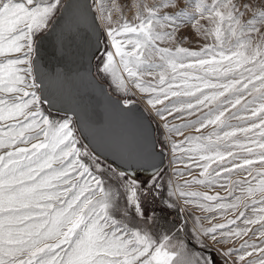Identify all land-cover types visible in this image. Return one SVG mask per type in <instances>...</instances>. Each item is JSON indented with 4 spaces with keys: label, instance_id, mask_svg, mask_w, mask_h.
<instances>
[{
    "label": "snow or ice",
    "instance_id": "1",
    "mask_svg": "<svg viewBox=\"0 0 264 264\" xmlns=\"http://www.w3.org/2000/svg\"><path fill=\"white\" fill-rule=\"evenodd\" d=\"M135 8L0 0V264H264V0ZM193 36L211 42L183 46ZM93 60L120 97L100 85L102 110L79 87L99 83ZM57 93L74 103L53 113ZM168 152L199 175L174 182Z\"/></svg>",
    "mask_w": 264,
    "mask_h": 264
},
{
    "label": "rangeland",
    "instance_id": "2",
    "mask_svg": "<svg viewBox=\"0 0 264 264\" xmlns=\"http://www.w3.org/2000/svg\"><path fill=\"white\" fill-rule=\"evenodd\" d=\"M117 4L120 5L122 8H123V11H124V14L129 18L131 19L133 16H134V13L136 11V8H135V5L137 3V0H116ZM146 3L148 4H152L154 3V0H145ZM118 18V13L114 12L113 13V20H116ZM206 42H211L210 40L209 41H205L203 39H198L196 36H193L192 39L190 40H185L183 42V46L185 47H189V48H198V47H201L203 46L204 43ZM96 62L93 60L92 61V71L94 74H96ZM97 75V79L108 89V91L110 92V94L115 97L116 99H119V95L117 94V92L114 90V89H111L109 88L108 86V83H107V80L100 76L99 74H96ZM129 98L133 99L134 100V109L138 110V111H142L144 109L147 108V105L145 103V98L137 93L135 96H129ZM45 109L46 110H51L53 113H55L57 111V109H54V108H51V107H48L45 105ZM149 119H152L154 121H156V124H157V135L160 134V128H159V121L157 118L155 117H152L151 115H149ZM211 129H206L205 130V134L207 133V131H210ZM188 134H197L195 133V129H186L185 130V135H188ZM172 139L176 140V139H182V137H176V136H173ZM84 143H88V141H83ZM171 157H172V153L168 152L165 160H164V167H165V170L166 172H171V170L173 168H180L181 170H183L185 172V175L183 176H171V179H173L174 182H178V183H182L183 180H187V179H190L191 177H196L199 175V170L198 169H192L191 170V175L188 174V171L187 169H184L183 168V165H180V164H176V163H170V160H171ZM142 179L145 178L144 176L141 177ZM168 177H166L167 179ZM235 178H238V176H234L233 179ZM191 190H194V191H209V189L207 188H204L200 185H191ZM212 192H220L221 195L224 194L223 190L220 189V188H214L211 190ZM189 211L190 212H194L200 216H207L209 215L208 213H205L199 209H195V208H189ZM231 213L228 214L229 217H231ZM172 216L174 217L175 216V213L172 214ZM218 218L215 220L216 223H223L224 220L222 218H219V214H217ZM171 218V217H170ZM204 225L205 226H208V221L207 220H204L203 221ZM241 241H236V245L235 246H238L239 243ZM206 243L208 245H210V250H214V249H217V248H222V247H227L229 245H225V244H221V243H217V244H212L211 240H207Z\"/></svg>",
    "mask_w": 264,
    "mask_h": 264
},
{
    "label": "water",
    "instance_id": "3",
    "mask_svg": "<svg viewBox=\"0 0 264 264\" xmlns=\"http://www.w3.org/2000/svg\"><path fill=\"white\" fill-rule=\"evenodd\" d=\"M52 41H53V37L47 36L46 39L41 42V46H40L41 62L44 63L45 65L49 66V67H55L57 63H64V61L59 60L57 57H55L53 55L54 49L52 46ZM67 67L69 69H71L73 72H75L77 70L83 71L85 68L89 67V65L87 64V62H85L83 65L68 63ZM91 70H92V64H91ZM100 85H103L100 81L98 84H96L95 82H93V83L84 82L82 84H79V87L82 91H87L89 94L93 95V103L99 109L102 110L103 105L106 103V100L100 94V91H99ZM57 95L59 98L55 104V107H51V108L58 110V109H63L65 107H70L73 105L74 97L72 95H69L67 93H64V94L57 93ZM46 106H48V105H46ZM48 107H50V106H48ZM134 111L138 115L142 112V111L140 112L136 109H134ZM69 114H71V113H69ZM93 136H95V140L93 139ZM102 137H103L102 133L92 132L91 134H89L88 142L91 141L92 146H97V141H102Z\"/></svg>",
    "mask_w": 264,
    "mask_h": 264
},
{
    "label": "bare ground",
    "instance_id": "4",
    "mask_svg": "<svg viewBox=\"0 0 264 264\" xmlns=\"http://www.w3.org/2000/svg\"><path fill=\"white\" fill-rule=\"evenodd\" d=\"M71 115V114H70Z\"/></svg>",
    "mask_w": 264,
    "mask_h": 264
}]
</instances>
